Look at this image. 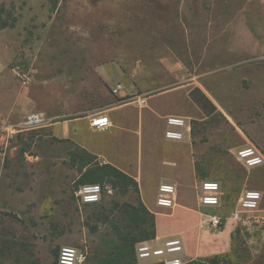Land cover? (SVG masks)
<instances>
[{
	"label": "rangeland",
	"instance_id": "374dc122",
	"mask_svg": "<svg viewBox=\"0 0 264 264\" xmlns=\"http://www.w3.org/2000/svg\"><path fill=\"white\" fill-rule=\"evenodd\" d=\"M0 5L1 14L14 19L13 26L0 29V69L9 57L6 41L11 49L3 89L46 98V108L59 103L62 112L75 115L107 98L117 101L112 89L118 83L138 88L146 80V87L156 89L204 81L217 111L192 122L189 138L195 161L207 172L202 180H216L222 194L220 207L202 211L228 215L250 188L261 192L264 208V162L247 168L235 157L246 146L264 155V0H57L55 7L52 0H0ZM15 64L29 82L13 71ZM29 103L17 100V108L28 111ZM23 115L8 135L0 127V264H57L61 246L83 249L82 264H105L103 251L115 236L103 215L118 220L122 210L138 205V184L137 189L132 182L115 186L108 178L86 182L87 167L73 160L77 147L48 136L46 126L26 125ZM87 183L101 186V198L83 205L74 191ZM143 199L155 208L154 191L144 189ZM157 210L159 232L179 234L185 243L183 264H214L209 258L215 256L223 264H264L263 244L251 250L245 229L228 221L230 234L225 224L201 230L196 214ZM132 261L151 263L138 260L135 251Z\"/></svg>",
	"mask_w": 264,
	"mask_h": 264
},
{
	"label": "crops",
	"instance_id": "0c3cea01",
	"mask_svg": "<svg viewBox=\"0 0 264 264\" xmlns=\"http://www.w3.org/2000/svg\"><path fill=\"white\" fill-rule=\"evenodd\" d=\"M180 1L182 3V0ZM6 42L9 57L0 69V127L6 131V135L15 130L13 127L21 122L19 118L22 113H26L23 115L24 120L29 114H39L48 119L47 123L40 125L48 127V136L79 146L93 154L97 161L102 160L104 164H110L136 180L142 202L155 215L157 243L164 239L177 238L179 234L165 235L159 232L157 208L160 207L156 204V209L148 206L143 199L144 189H150L156 195L160 183H173L175 202L170 208V214L177 217L186 215L187 212L199 217L204 208L215 210L218 208L199 204V180L196 177L190 136L180 141L167 140L164 137L165 120L168 116L183 117L190 122L202 121L208 117L190 93H193L207 110L209 107L205 97L216 107L204 81L188 80L156 89L146 87L149 83L146 80L145 84H139L138 88L122 84L123 88L117 94V101L107 98L96 107L87 108L79 114L68 115L60 110L59 103L57 109L46 108L42 104L46 98L36 96L34 99L32 94L25 91L17 93L3 89L1 74L11 58V49L8 41ZM164 67H168V64H164ZM28 99L30 100L28 111L24 112L21 109L22 112L17 108V100L27 102ZM100 113L105 114L109 120V125L102 129L90 123V119ZM20 130L16 129L17 132ZM191 189L193 196L190 195ZM225 226H227L225 232L230 234L232 225ZM257 239L261 241L257 242L258 240L253 237L249 241L253 251L258 249L255 247L256 244H263L261 249L264 248V238ZM182 245L183 252L185 247L183 241ZM217 250L218 247L212 249L211 252L214 253L211 254H217ZM195 255L199 254L190 256Z\"/></svg>",
	"mask_w": 264,
	"mask_h": 264
},
{
	"label": "built area",
	"instance_id": "2783aa9c",
	"mask_svg": "<svg viewBox=\"0 0 264 264\" xmlns=\"http://www.w3.org/2000/svg\"><path fill=\"white\" fill-rule=\"evenodd\" d=\"M13 71L20 77L23 83L29 82L27 73L23 72L18 64L13 65ZM122 84H116L112 91L115 94L122 89ZM48 122L47 118L39 114H29L25 124L30 127H38ZM91 125L102 129L109 125L108 117L100 113L90 119ZM192 131V123L183 117L168 116L165 120L164 137L167 140L180 141L189 137ZM236 160L247 168H251L264 162V155L255 146L241 147L236 150ZM99 164H104L102 160ZM101 186L97 183L80 185L75 191V199L78 203L87 205L96 203L101 198ZM221 188L216 180L205 179L199 181L198 201L204 207L221 206ZM175 202V185L169 182L160 183L155 195L157 207L171 208ZM262 194L258 189L243 190L230 210L228 215L215 212H200L197 226L199 229L216 230L226 222L234 224L235 229H245L249 237L264 238V208H261ZM157 238L142 240L135 244V257L138 260H151L150 264H183L180 257L182 241L180 238L164 239L157 243ZM86 260V252L75 246H61L57 255V264H82ZM216 264H223L218 262Z\"/></svg>",
	"mask_w": 264,
	"mask_h": 264
},
{
	"label": "trees",
	"instance_id": "16d2710c",
	"mask_svg": "<svg viewBox=\"0 0 264 264\" xmlns=\"http://www.w3.org/2000/svg\"><path fill=\"white\" fill-rule=\"evenodd\" d=\"M56 3L57 0H52V6L55 7ZM1 12H4V7L0 5V29L13 26L14 19L9 21ZM190 95L208 117L216 112L215 105L206 97L204 99L209 110L203 106L202 102L193 93H190ZM192 122H195V120ZM76 147L78 151L76 150L77 153L76 151L72 152L73 160H76L81 167H87L86 174L88 179L86 182H98L100 179L108 178L115 186H125L127 183L132 182L137 187L136 180L126 173L110 164H99L93 154L79 146ZM194 166L198 180H202L207 176V172L196 161ZM120 213L121 215L119 214L118 220H116V217L109 219L108 215H103L104 220L109 222V228L112 234H114L115 239L111 238L107 240V246L104 249L105 251H103L105 257L102 259V262L105 264H136L135 261H132V258H134V244L138 241L149 240L155 237V216L142 201H139L136 206H131L130 211L122 210ZM217 258L215 256L209 259L216 264ZM53 264L56 263L54 262Z\"/></svg>",
	"mask_w": 264,
	"mask_h": 264
}]
</instances>
